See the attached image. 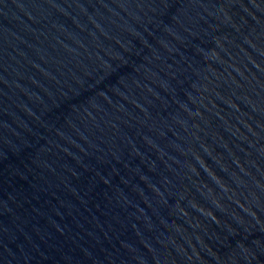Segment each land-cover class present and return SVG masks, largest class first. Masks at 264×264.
<instances>
[{"label":"water","instance_id":"obj_1","mask_svg":"<svg viewBox=\"0 0 264 264\" xmlns=\"http://www.w3.org/2000/svg\"><path fill=\"white\" fill-rule=\"evenodd\" d=\"M0 264H264V0H0Z\"/></svg>","mask_w":264,"mask_h":264}]
</instances>
